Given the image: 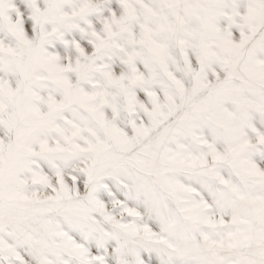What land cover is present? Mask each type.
Returning a JSON list of instances; mask_svg holds the SVG:
<instances>
[{"label": "snow or ice", "instance_id": "6c2138e0", "mask_svg": "<svg viewBox=\"0 0 264 264\" xmlns=\"http://www.w3.org/2000/svg\"><path fill=\"white\" fill-rule=\"evenodd\" d=\"M0 264H264V0H0Z\"/></svg>", "mask_w": 264, "mask_h": 264}]
</instances>
